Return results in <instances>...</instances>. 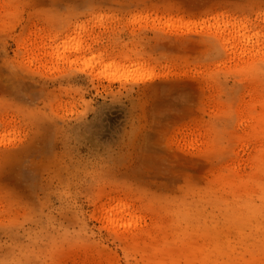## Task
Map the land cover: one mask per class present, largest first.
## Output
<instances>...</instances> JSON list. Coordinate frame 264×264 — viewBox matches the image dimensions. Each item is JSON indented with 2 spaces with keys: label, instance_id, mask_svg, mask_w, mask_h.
I'll return each mask as SVG.
<instances>
[{
  "label": "rangeland",
  "instance_id": "1",
  "mask_svg": "<svg viewBox=\"0 0 264 264\" xmlns=\"http://www.w3.org/2000/svg\"><path fill=\"white\" fill-rule=\"evenodd\" d=\"M0 264H264V0H0Z\"/></svg>",
  "mask_w": 264,
  "mask_h": 264
}]
</instances>
